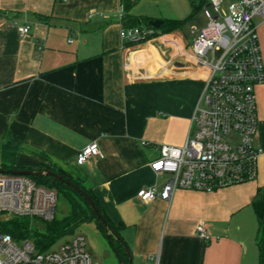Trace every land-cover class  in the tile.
Returning a JSON list of instances; mask_svg holds the SVG:
<instances>
[{
  "label": "crops",
  "instance_id": "0c3cea01",
  "mask_svg": "<svg viewBox=\"0 0 264 264\" xmlns=\"http://www.w3.org/2000/svg\"><path fill=\"white\" fill-rule=\"evenodd\" d=\"M125 6L0 0V165L52 169L91 191L111 222L122 224L129 264H258L251 202L264 190V82L255 86L261 153L254 179L142 202L139 189L160 190L169 179L150 161L160 144H184L207 67L194 60L181 27L121 40L119 12L125 23L137 17ZM253 22L264 63V20ZM22 25L29 32L20 34ZM93 141L102 156L79 164L78 152ZM200 222L208 239L196 232Z\"/></svg>",
  "mask_w": 264,
  "mask_h": 264
},
{
  "label": "built area",
  "instance_id": "2783aa9c",
  "mask_svg": "<svg viewBox=\"0 0 264 264\" xmlns=\"http://www.w3.org/2000/svg\"><path fill=\"white\" fill-rule=\"evenodd\" d=\"M221 3L205 0V24L191 30L192 56L207 67V74L184 144H160L159 155L150 161L155 174H169V179L160 190L155 186L139 189L137 196L144 203L156 198L170 200L180 188L212 191L256 176L261 148L254 144L258 123L255 86L264 82V63L253 18L264 20V0H238L240 11L234 16L221 13ZM118 18L124 42L138 43L158 36L151 25L126 24L123 12ZM29 29L30 25L17 27L20 34ZM95 156L102 154L93 141L78 152L77 162L82 164ZM56 202L55 189L27 175L0 173V222L13 216L50 221ZM196 232L204 239L209 237L203 222L196 226ZM0 264L98 263L81 234L54 250H39L32 241L14 239L0 228Z\"/></svg>",
  "mask_w": 264,
  "mask_h": 264
},
{
  "label": "trees",
  "instance_id": "16d2710c",
  "mask_svg": "<svg viewBox=\"0 0 264 264\" xmlns=\"http://www.w3.org/2000/svg\"><path fill=\"white\" fill-rule=\"evenodd\" d=\"M204 3L205 0H201L199 7H202ZM132 4L133 3L126 2L125 10H129ZM189 18H192V14L189 16ZM142 20L138 16L132 18L130 17L129 21H127L126 23H129V25H143V22L145 23V25L149 26L147 22L149 19L147 17H144V19ZM184 22L185 20L169 18L165 19L160 27L154 28L158 31V33H165L181 27ZM155 35H157V33ZM0 167L3 169H15V166L13 164H7L3 162L1 163ZM53 171L61 174L65 180H68L73 184L79 186L90 196L102 216L109 224L111 231L119 236L118 238H115L114 236H110L109 238V242L115 250L119 261L121 262V264H129V256L126 251V246L124 241L121 239L119 231L122 224L119 223L118 225H114L111 222V220L104 212L99 201L95 198L91 191L84 188L73 179L67 177L65 174H62L55 170ZM29 177L38 184H42L46 187L55 189L57 191V194L61 193L66 198L69 204V212L67 215L60 219H56L54 216V218L50 221H44L35 217L13 216L0 222V228L2 231L9 233L14 239H32L35 247H37L39 250L47 249L58 238H60L64 234L72 233L74 231V228L78 224L85 221H94L97 228L105 234V227L93 212L92 207L88 204L84 196L76 191L70 184H68L64 180H58L57 178L49 175H37ZM251 204L255 211L258 222L256 234L258 264H264V190L258 189L254 198L252 199Z\"/></svg>",
  "mask_w": 264,
  "mask_h": 264
},
{
  "label": "rangeland",
  "instance_id": "374dc122",
  "mask_svg": "<svg viewBox=\"0 0 264 264\" xmlns=\"http://www.w3.org/2000/svg\"><path fill=\"white\" fill-rule=\"evenodd\" d=\"M200 3L201 0H138L131 5V12H134L141 20L144 19L146 16L145 14L149 12H153V14L155 13V15L161 18L185 20L181 26L180 32L185 36L187 40L186 44L189 49L191 47V39L194 36L191 30H193L194 27L200 28L205 24V19L202 15V7H199ZM220 11L223 14L234 16L240 11L238 0H222ZM191 14L192 18H189ZM142 24L145 25L143 22ZM218 54L219 52H217V55ZM69 209L66 198L61 193L57 194L55 218L60 219L64 217L68 214ZM94 226V222L91 221L81 222L74 228L72 233L64 234L46 250H54L68 238L76 234H81L84 236L86 248L93 260L97 261L99 264H121L109 239L106 235L95 229ZM28 240L33 242L32 239Z\"/></svg>",
  "mask_w": 264,
  "mask_h": 264
},
{
  "label": "water",
  "instance_id": "95a60500",
  "mask_svg": "<svg viewBox=\"0 0 264 264\" xmlns=\"http://www.w3.org/2000/svg\"><path fill=\"white\" fill-rule=\"evenodd\" d=\"M164 20L162 19H153L148 22L149 25L158 28L163 24ZM3 172H10L15 174H23L27 176H37V175H49L54 178H57L58 180H64L68 184H70L76 191H78L81 195L84 196L88 204L92 207L93 212L96 214V216L99 218L103 226L105 227V235L109 239L110 236H114L115 238H118V235H116L114 232L111 231L109 224L105 220V218L100 213L99 209L96 207L94 201L90 198V196L84 192L79 186L73 184L72 182L65 180L61 174H58L50 169H38V170H32V169H3L0 167V173Z\"/></svg>",
  "mask_w": 264,
  "mask_h": 264
}]
</instances>
